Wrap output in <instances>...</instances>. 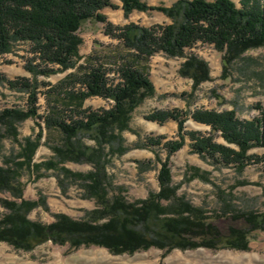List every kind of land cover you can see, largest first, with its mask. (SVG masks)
Wrapping results in <instances>:
<instances>
[{
  "label": "trees",
  "instance_id": "obj_1",
  "mask_svg": "<svg viewBox=\"0 0 264 264\" xmlns=\"http://www.w3.org/2000/svg\"><path fill=\"white\" fill-rule=\"evenodd\" d=\"M124 16L132 11H159L172 20L170 24L150 27L128 23L114 26L106 21L100 11L112 7V0H0V54L10 51L14 42H29L38 59L28 61L25 69L32 75L49 77L72 68L81 58V38L77 32L86 20L104 23V32L118 37L124 55L118 63V80L108 83L104 69L91 66V58L67 79L79 83V89L68 92L56 105L71 110L65 116L55 106L40 115L37 107L36 83L20 77L6 80L8 87L27 93L25 108L0 109L1 141L9 137L17 140L16 124L28 118L34 120L38 131L33 138L23 139L20 150L13 156H4L0 164V242L15 250L31 251L45 242L66 246L72 252L81 246H99L112 254H133L149 248L165 253L173 249L197 248L236 250L248 249V235L264 231V212L234 208L229 197L232 192L217 186L219 210L207 211L193 205L172 184L170 156L184 144V135L190 138L191 151L200 158L209 159L217 167L231 166L241 173L246 164L264 163V154L249 153L255 147L264 148V104H256L259 116L241 120L235 110L216 111L196 109L193 121L208 125L207 134L184 132V118L177 111H155L146 120L159 123L173 120L177 139L165 140L163 136H149L136 148L161 146L165 156L158 162L157 191L148 192L142 199L128 201L124 188L115 185L107 171L112 156H120L131 147L123 146L122 132L129 129L134 109L144 99L154 94L144 62L152 55L163 52L168 56L182 57L185 50L197 43L211 45L222 53L221 62L226 72L230 64L253 48L264 47V0H176L171 6L148 5L142 0H119ZM179 73L191 79L192 88L209 79L207 63L189 55L185 57ZM109 99L108 108H83L88 97ZM43 129L57 133L49 146L53 156L39 162L33 161L40 144ZM217 133L224 142L215 141ZM89 139L92 144H87ZM116 144V146H114ZM65 162L87 163L88 171H72ZM40 178L41 170H57L63 179L57 183L65 189V179L75 183L80 197L93 201V208L82 218L74 219L64 213L53 214V221L42 223L31 220L29 213L41 207L47 210L44 197L25 199L24 185L20 180L23 171ZM192 170L190 179L209 181L206 172ZM245 180L236 185H245ZM227 218L241 225L220 228L215 221Z\"/></svg>",
  "mask_w": 264,
  "mask_h": 264
},
{
  "label": "rangeland",
  "instance_id": "obj_2",
  "mask_svg": "<svg viewBox=\"0 0 264 264\" xmlns=\"http://www.w3.org/2000/svg\"><path fill=\"white\" fill-rule=\"evenodd\" d=\"M148 5L171 6L176 0H142ZM239 6L238 0H232ZM112 7H105L100 12L106 16V21L114 26L134 23L150 27L166 25L172 22L159 11H132L124 16L119 0H112ZM81 38L79 45L80 59L72 68L57 72L49 77L32 75L25 69L28 61L38 63L33 53V46L29 42L17 41L9 52L0 54V109L5 107L25 108L27 93L17 88L8 87L6 80L20 77L28 78L36 83L38 113L43 115L47 109L55 106L63 115H71V110H64L56 105L57 101L65 99L66 94L77 91L79 83H72L67 79L69 74L76 73L85 63V57L91 58V66L104 69L108 83L118 80V63L121 62L122 43L118 37L104 32V23L95 20L82 22L78 32ZM182 57L168 56L158 52L145 62L146 73L151 81L154 94L138 105L131 114L129 129L122 132L123 146L131 147L120 156H112L107 165V171L115 185L124 188L123 195L128 201L145 198L150 191H157L158 162L154 159L157 152L161 159L165 150L159 145L152 148H136L134 143L144 141L146 137L160 135L165 140L177 139L176 123L167 120L159 123L149 121L145 116L155 111H177L184 118V132L196 131L207 134L210 127L197 123L190 117L196 109H212L225 111L234 109L241 120L259 116L256 104H264V47L245 51L240 58L233 61L223 70L222 53L211 45L197 43L188 48ZM122 55V56H121ZM194 55L207 63L209 79L192 88V81L179 73L185 57ZM112 104L109 99L88 97L83 108H108ZM17 140L9 137L1 141L0 164L4 156H13L20 150V144L25 137H34L38 127L33 119H26L16 124ZM3 130L0 128V133ZM40 144L37 147L33 161L39 162L53 156L49 146L57 133L43 129ZM215 141L232 146L223 141L215 133ZM92 144L89 139H84ZM116 146V144H114ZM256 155L264 154V148L255 147L249 151ZM64 166L72 171H88L91 167L87 163L65 162ZM199 169V173L206 172L208 182L199 178L190 179L192 170ZM42 176L34 178L28 171H23L20 177L24 185L23 197L37 199L44 197L47 210L37 207L28 217L42 223L53 221V214L64 213L74 219L82 218L86 210L93 208L92 200L80 197V191L75 183L65 179V189L57 183L62 178L57 170H41ZM170 173L172 184L177 187V195H182L193 205L200 206L207 211L219 210L217 187L220 190L232 192L229 197L236 209L264 212V163L250 162L241 173L233 167H217L209 159H202L191 151L190 138L184 135L183 146L170 156ZM249 182L236 185L237 181ZM213 185L217 186L214 187ZM1 197L11 198L7 193H0ZM220 228L227 225H238L227 218L215 221ZM0 264H264V231H253L248 235V249L236 250L230 248L192 250L173 249L165 253L161 249L149 248L133 254H112L103 247L81 246L68 252L66 246L45 242L31 251L15 250L11 246L0 242Z\"/></svg>",
  "mask_w": 264,
  "mask_h": 264
}]
</instances>
